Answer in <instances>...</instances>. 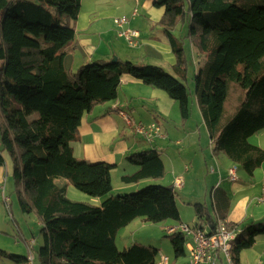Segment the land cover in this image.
Listing matches in <instances>:
<instances>
[{"label":"trees","instance_id":"obj_1","mask_svg":"<svg viewBox=\"0 0 264 264\" xmlns=\"http://www.w3.org/2000/svg\"><path fill=\"white\" fill-rule=\"evenodd\" d=\"M152 2L164 9L158 24L176 57L174 74L120 59L94 61L70 74L66 48L75 39L71 23L78 19L82 0H0V167L6 164L5 155L10 157L21 209L35 211L43 224L40 264H156L157 248L135 243L120 251L117 234L137 219L182 225L175 186L151 184L113 194L114 167L78 160L73 149L84 116L116 100L125 75L162 90L178 103L183 121L191 118L192 100L184 84L187 59L173 35L179 24L188 22L185 38L204 56L194 77L195 101L214 156H226L249 176L264 163V150L250 142L264 131V0ZM129 121L135 133V125L145 124ZM159 128L160 136L153 141L142 136L153 143L163 137ZM126 160L138 168L122 177L127 184L157 181L166 173L155 150L133 153ZM62 179L103 202L95 206L70 200L67 186L57 184ZM213 201L217 219L226 220L222 210L229 208L227 195L220 190ZM192 207L197 218L192 227L213 226L217 219L206 206ZM242 234L232 247L233 264H239L240 252L264 235V222L248 225L246 236ZM169 239L175 258H187L185 236L175 230ZM0 257L27 263L26 256L5 250H0Z\"/></svg>","mask_w":264,"mask_h":264},{"label":"crops","instance_id":"obj_2","mask_svg":"<svg viewBox=\"0 0 264 264\" xmlns=\"http://www.w3.org/2000/svg\"><path fill=\"white\" fill-rule=\"evenodd\" d=\"M150 2L152 5L153 2ZM151 5L146 4L148 13L152 14L150 19L158 23L164 14V9H151ZM83 10L84 0H82V8L78 19L71 23L75 29V39L66 48L65 68L69 73H74L80 67L94 61L110 59L108 58L109 56L106 59L97 57L100 54L101 45L95 52H91V48L93 47L91 44L94 43V40L90 38V34L93 26L98 21L95 20L93 22L91 15L89 16L88 14L86 16ZM111 13H113V10L108 12L107 16L111 17ZM102 15H106V12L102 13ZM138 15L139 13L133 18L138 17ZM112 17L113 20L117 18L115 15ZM131 27L135 29V26L132 25ZM139 40H141L142 45L138 46L140 49L138 52L129 49L124 50L126 47L122 44L120 48H118L117 43L115 45L112 44L114 50L110 52L111 57H116V59L123 61L129 60L136 64H146L144 63L145 59H150L152 61L151 65H154L152 63L156 61V65L160 67H164V63H166L171 67L172 74H174L176 57L169 42L166 44L156 36L143 38L141 32ZM195 48L198 51L197 46ZM192 51L193 53L196 52L193 49ZM197 55L199 56L200 54L194 53L193 58L195 73L204 63V60H196ZM191 100V118L183 121L178 103L171 100L165 92L147 86L129 75H125L122 77V84L117 99L95 107L84 116L78 130L77 140L73 144L74 156L78 160H86L92 163L105 162L112 165L114 167L112 170L113 194L116 195L136 192L151 184L163 185L164 181H166L168 186H175L177 179L183 181V178L186 179L190 175V167L186 165L189 152H193L194 154L193 159H191L193 171L201 168V166L203 168L204 161H208L211 158L213 160L211 162H215V165L219 163L221 166H224L225 170L223 173L219 172V182H216L217 185L220 184L221 187L223 182H231L228 191L221 190L218 187V190L223 191L230 201L229 208L222 210L227 217L226 221L238 226L235 228L236 234L238 235L242 231V237H245L248 225L264 222V203L261 205L256 203V199L262 195L264 163L255 171L253 176L247 175L243 170L242 172L237 171L238 181H230L229 170L236 167V165L222 154L214 156L211 140L196 104L195 96ZM129 118L134 122H143L145 124L157 123L162 129L163 137L157 138L153 143H148L142 135L136 134L128 126L127 120ZM250 142L264 150V131L252 136ZM144 150H155L161 155L166 170L164 177L157 181L143 180L138 184L124 183L122 177L132 175L138 169L126 160L127 157ZM77 151L80 152L77 154ZM198 156H201L202 161ZM5 158V166L0 167V185L9 181L10 177L14 178V164L10 157L5 155ZM222 160H224V165L222 164ZM197 161L200 164H197ZM211 176H213L212 180L215 182L217 177ZM57 184L59 186H67V196L72 201L89 203L95 206L101 205L103 202V198H93L78 191L72 185H69L67 180H58ZM182 188H184V183ZM212 208L213 213L210 214L214 219H217L216 201L212 202ZM179 210L181 215L180 224L189 225V223L184 222L186 219L180 207ZM28 216L31 218V221L33 220L38 227L42 228L43 224L35 211L31 212ZM196 222L197 218L195 215V219L191 225H194ZM205 225L208 224H204L203 226ZM170 226L177 227L179 223L175 224L171 222ZM172 227L165 228L168 235L170 233L167 230ZM35 245L36 240L32 236L31 240L26 243V257L32 253L31 251H33ZM162 251L166 252L164 248H162ZM13 255L23 256L21 254ZM160 262L161 258L156 264H161ZM25 264H28V261ZM218 264L229 263L225 256L221 255ZM239 264H264V235H259L251 248L240 252Z\"/></svg>","mask_w":264,"mask_h":264},{"label":"rangeland","instance_id":"obj_3","mask_svg":"<svg viewBox=\"0 0 264 264\" xmlns=\"http://www.w3.org/2000/svg\"><path fill=\"white\" fill-rule=\"evenodd\" d=\"M150 1L152 0H84V14L86 16H88V14L89 16L91 15L93 22L95 20L98 21V23L93 26L90 34V38L94 40V43L91 44L93 46L91 52H95L101 45L100 54H98L97 57L106 59L107 56H109L108 58L110 59L108 60H113L116 57H111L110 54V52L114 50L112 44L115 45V43H117L118 48H120L122 44L126 47L124 50L129 49L134 52L140 50L138 47L131 46L125 39L117 35L119 29H117L113 23V15L117 17L125 16L128 18L129 24L126 25V28H132V25L135 26V29H132L139 30L143 38L156 36L167 44L168 39L162 34V28L158 24L159 22L156 23L150 19L152 14L150 15L148 13V8L146 7L147 3L151 5ZM150 7L155 10L159 9L154 7L153 4ZM135 9L138 10L139 15L133 18L132 13ZM111 10H113V13H111V17H109L107 15ZM105 12L106 15H102V13ZM178 26V28L173 31V35L179 40L181 47L185 51L188 75L186 80H184V84L191 98H193V96H195V69L193 67V58L194 53L199 54V51L195 50L196 44H192V40L185 38L188 34V22H186L184 26H181V24ZM102 41L104 42L102 43ZM139 45H142L141 40H139ZM191 45L192 49L196 52L193 53ZM145 60L144 63L146 64H151L152 62L150 59ZM196 60H204V56L197 55ZM152 64L156 65V61H153ZM164 64L162 68H164L166 72L172 74L171 67L166 63ZM10 101L12 105H16L12 99H10ZM1 120L2 116L0 110V122ZM79 152L80 151H77V154ZM193 157V152H189L186 165L190 167L191 172L186 179L183 178L184 188L180 190L175 187L178 206L186 219L184 222L189 223L191 227L193 226L191 225L193 224L192 221L195 219V212L192 207L194 203H201L207 207L209 213H213V196L215 193L219 192L218 187H220V184L217 185L219 182L218 175L219 172L223 173L225 171L224 166H221L219 163L215 165V162H211L213 161L211 158H209L208 161H204L203 168L201 166V168L193 171V167H191L193 166L191 162ZM198 158L202 161L201 156H198ZM224 160L228 162L226 158H224ZM224 160H222L223 165L225 164ZM196 163L200 164L199 161ZM237 171L242 172L240 167H237ZM211 175L217 177L215 182L212 180L213 176ZM164 182L162 186H168L166 181ZM229 185H231V182H223L220 189L228 191ZM18 192L19 186L13 177H10L9 181L0 185V250L26 256V243L34 236L36 245L33 251H31L33 255L31 264H40L37 252L44 244L41 228L38 227L33 220L31 221L28 213L22 211ZM5 198L10 200L8 204L5 202ZM171 222L172 221H166L154 224L144 219H137L120 230L116 236V245L120 251H123L127 246L130 247L135 243L151 246L159 250L156 262H159L161 255H164L168 257L170 264H185L187 261L186 258L181 257L178 260L175 258L169 235L166 232V227H172L170 226ZM162 248H164L166 252H163ZM0 264H12V262L0 257Z\"/></svg>","mask_w":264,"mask_h":264},{"label":"built area","instance_id":"obj_4","mask_svg":"<svg viewBox=\"0 0 264 264\" xmlns=\"http://www.w3.org/2000/svg\"><path fill=\"white\" fill-rule=\"evenodd\" d=\"M138 10L135 9L133 17L137 16ZM129 24L128 18L125 16L114 19V25L118 30V36L124 38L131 46L138 47L140 32L133 29H126ZM128 126H132L131 122L127 120ZM160 126L156 123L149 125L138 123L135 125L136 133L145 136L149 141H153L156 136H160ZM229 179L232 182L238 181L237 168L233 167L229 170ZM175 187L181 189L183 181L177 179ZM9 199L5 198L8 204ZM258 205L264 203V179L262 184V195L256 200ZM178 230L185 236L187 248V262L185 264H218L220 256L223 255L229 264H233L231 251L233 243L236 240V229H231L226 220L217 219L213 226L205 225L201 227H191L186 224L172 227L167 230L169 233ZM32 253L27 257L28 264L32 262ZM168 257H161V264H169Z\"/></svg>","mask_w":264,"mask_h":264},{"label":"water","instance_id":"obj_5","mask_svg":"<svg viewBox=\"0 0 264 264\" xmlns=\"http://www.w3.org/2000/svg\"><path fill=\"white\" fill-rule=\"evenodd\" d=\"M117 59L115 58V59H113V61H116Z\"/></svg>","mask_w":264,"mask_h":264},{"label":"bare ground","instance_id":"obj_6","mask_svg":"<svg viewBox=\"0 0 264 264\" xmlns=\"http://www.w3.org/2000/svg\"><path fill=\"white\" fill-rule=\"evenodd\" d=\"M114 21V20H113Z\"/></svg>","mask_w":264,"mask_h":264}]
</instances>
